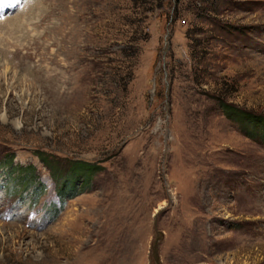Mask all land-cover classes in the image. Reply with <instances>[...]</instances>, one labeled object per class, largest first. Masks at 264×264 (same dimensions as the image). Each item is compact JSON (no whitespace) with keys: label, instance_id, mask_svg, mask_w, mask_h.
<instances>
[{"label":"rangeland","instance_id":"1","mask_svg":"<svg viewBox=\"0 0 264 264\" xmlns=\"http://www.w3.org/2000/svg\"><path fill=\"white\" fill-rule=\"evenodd\" d=\"M33 1L0 5V264H264V131L223 106L264 119V0H39L10 26Z\"/></svg>","mask_w":264,"mask_h":264},{"label":"trees","instance_id":"2","mask_svg":"<svg viewBox=\"0 0 264 264\" xmlns=\"http://www.w3.org/2000/svg\"><path fill=\"white\" fill-rule=\"evenodd\" d=\"M223 106L226 109L225 111L227 112L228 115L237 116L238 119H241L243 122L248 124L249 127H254V128L259 127L264 131V119L253 116L249 113H247V114L242 113L240 110H238L237 107H235L233 105L223 104ZM37 155L40 156V159H44V157L42 156L43 153L38 152ZM12 161L13 160L11 158H9L7 161V164L10 165L12 163ZM72 165H74V166H73V170L71 171V173L84 174V175H86V177H84L85 180H88V181L91 178L92 172L96 169V165L88 163V162H84L81 160L73 161ZM30 168L33 171H35L34 168H32V166ZM17 169L22 170V171L24 170V168H21V167H18ZM31 169L29 170V172L31 171ZM72 178H73V176H72ZM69 180H70V178H69Z\"/></svg>","mask_w":264,"mask_h":264},{"label":"bare ground","instance_id":"3","mask_svg":"<svg viewBox=\"0 0 264 264\" xmlns=\"http://www.w3.org/2000/svg\"><path fill=\"white\" fill-rule=\"evenodd\" d=\"M32 1V0H31ZM30 2V1H29ZM28 2V3H29ZM38 2H39V0H34L32 3H29L28 4V6H26L25 8H24V10L22 11V13H19L18 14V16L19 17H16V18H13V19H7V22H8V24L10 25V26H17L16 28L18 29V28H21V27H23L22 26V24H21V21H22V18H21V16H23V15H26L27 13H29L30 12V10L31 9H33V7L34 6H36V4H38ZM13 6V5H12ZM11 6V9L10 8H8V9H5V12H8V11H10V10H12V7ZM38 6H39V4H38ZM1 10V9H0ZM34 10V12H35V8L33 9ZM11 12V11H10ZM37 12V11H36ZM1 13H3V12H1ZM9 13V12H8ZM43 14V13H42ZM21 18V19H20ZM25 18V17H24ZM27 19V18H26ZM12 20V21H11ZM24 25V24H23ZM15 32V31H14Z\"/></svg>","mask_w":264,"mask_h":264},{"label":"snow or ice","instance_id":"4","mask_svg":"<svg viewBox=\"0 0 264 264\" xmlns=\"http://www.w3.org/2000/svg\"><path fill=\"white\" fill-rule=\"evenodd\" d=\"M6 2H7V0H0V5L4 4Z\"/></svg>","mask_w":264,"mask_h":264},{"label":"water","instance_id":"5","mask_svg":"<svg viewBox=\"0 0 264 264\" xmlns=\"http://www.w3.org/2000/svg\"><path fill=\"white\" fill-rule=\"evenodd\" d=\"M155 246H156V244L153 246L154 250H155Z\"/></svg>","mask_w":264,"mask_h":264}]
</instances>
